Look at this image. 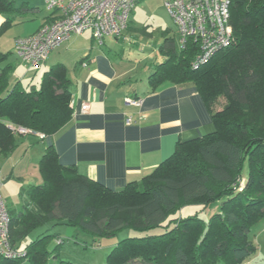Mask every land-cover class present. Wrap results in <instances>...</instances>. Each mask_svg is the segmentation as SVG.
<instances>
[{
  "label": "trees",
  "instance_id": "16d2710c",
  "mask_svg": "<svg viewBox=\"0 0 264 264\" xmlns=\"http://www.w3.org/2000/svg\"><path fill=\"white\" fill-rule=\"evenodd\" d=\"M230 2L229 45L197 63L198 43L189 38L178 46L166 30L159 47L162 61L150 75L153 88L165 81L193 83L211 112L214 131L179 141L171 156L122 190L61 163L54 144L47 145L39 161L43 181L24 186L21 209H9L11 244L21 254L2 255L0 264H49L51 257L58 258L49 247L53 239L57 245L64 242L51 231L58 225L74 228L72 238L85 247L127 231L107 254L106 264H244L257 253L251 232L264 219V0ZM28 9L0 0V14L6 17L0 38ZM51 18L52 12L44 22ZM10 53L0 46L4 155L17 146L19 136L53 135L73 115L72 80L63 62L46 69L39 85L20 79L11 83L15 65ZM222 98L226 101L217 109ZM217 201L220 207L208 219L182 212L189 205L206 209ZM157 228L163 231L152 233ZM55 264L81 263L60 258Z\"/></svg>",
  "mask_w": 264,
  "mask_h": 264
},
{
  "label": "crops",
  "instance_id": "0c3cea01",
  "mask_svg": "<svg viewBox=\"0 0 264 264\" xmlns=\"http://www.w3.org/2000/svg\"><path fill=\"white\" fill-rule=\"evenodd\" d=\"M45 17L35 29L15 35L14 40L34 33ZM5 19L0 14V26ZM83 33L72 35L45 60L63 62L68 68L72 80L71 119L53 135H21L9 154L0 153V189L9 184H40L39 161L46 146L54 144L61 163L74 165L80 173L113 190H122L171 156L179 141L214 131L211 112L193 83L165 81L152 87L150 75L162 61L160 52L148 72L145 67L139 71L140 65L130 64L123 51L112 54L116 50L105 48V39L94 47L93 32L88 40L82 38ZM127 96L140 98L141 104L127 103ZM85 103H89V110L82 112ZM127 117L134 122L128 124ZM5 202L16 212L23 205V199L16 206L9 203L10 199ZM263 220L251 232L257 253L244 264L264 258ZM70 232L73 236L75 229Z\"/></svg>",
  "mask_w": 264,
  "mask_h": 264
},
{
  "label": "built area",
  "instance_id": "2783aa9c",
  "mask_svg": "<svg viewBox=\"0 0 264 264\" xmlns=\"http://www.w3.org/2000/svg\"><path fill=\"white\" fill-rule=\"evenodd\" d=\"M45 1L52 12L51 20L42 23L34 33L15 39L16 53L32 66H41L53 49L87 29H91L100 42L108 35L119 36L129 26L130 15L140 0ZM230 3V0H164L178 26L180 46H185L189 38L198 43L197 63L207 61L232 40ZM141 101L137 97H126L129 104L140 105ZM89 106V103L83 104L81 111L87 112ZM126 122L134 121L127 117ZM16 130L28 132L24 128ZM10 221V212L0 189V256L21 254L11 244Z\"/></svg>",
  "mask_w": 264,
  "mask_h": 264
},
{
  "label": "rangeland",
  "instance_id": "374dc122",
  "mask_svg": "<svg viewBox=\"0 0 264 264\" xmlns=\"http://www.w3.org/2000/svg\"><path fill=\"white\" fill-rule=\"evenodd\" d=\"M14 2L16 6L24 3L29 9L25 12L24 17L18 16L16 18L14 25L2 35L0 40L1 49L6 52H11L9 59L15 65L10 74V81L13 83L17 79H20L25 85L31 82L39 85L44 71L53 62L48 63L45 61L42 66H32L30 63L24 61L15 51L14 36L17 34H26L32 29H35L41 22V19L49 13V10L47 9L45 0H14ZM166 30H168L170 36L176 37L177 43H179L181 36L178 32V26L165 7L164 0H140L130 15L129 28H126L118 38L115 35L105 36L104 39L106 42L104 47H114L116 51H112V54L123 51L124 56L130 58V64H139V71L145 67L148 72L153 59L159 56V47L164 41V31ZM81 36L87 40L91 39L92 30H85ZM99 44V41L96 39L94 47H99ZM51 52L53 53V51ZM225 101L226 99L224 98L220 99L215 107L219 109ZM40 181H43L42 177H40ZM22 187V184H18L16 187L9 184L7 187L2 186L1 192L7 201L10 199L9 203L15 206L21 205ZM219 207L220 202L217 201L209 205L206 209H202V206L199 204L189 205L184 207L182 212L183 214L199 212L201 217L208 219ZM178 215H180V212H178ZM129 216L132 218L136 217L135 213L132 212ZM45 229V226L38 228L27 240L36 237ZM70 229L72 230V227L65 225H58L51 229L52 232H60L64 238V242L57 245L56 239L51 241L49 247L58 253L59 257L56 259L55 257H51L48 261L49 264H55L60 258L81 264H106L107 254L114 247L115 243L128 233L127 231L120 232L116 237L106 239L102 245L92 248V246L85 247L83 244L75 242L71 236ZM161 231H163L162 228H157L153 229L152 233H159ZM254 264H264V258H260Z\"/></svg>",
  "mask_w": 264,
  "mask_h": 264
},
{
  "label": "bare ground",
  "instance_id": "6f19581e",
  "mask_svg": "<svg viewBox=\"0 0 264 264\" xmlns=\"http://www.w3.org/2000/svg\"><path fill=\"white\" fill-rule=\"evenodd\" d=\"M128 28V27H127ZM119 37V36H118Z\"/></svg>",
  "mask_w": 264,
  "mask_h": 264
}]
</instances>
